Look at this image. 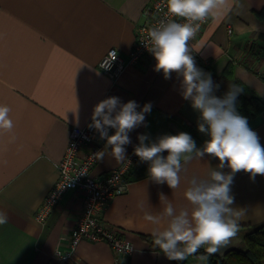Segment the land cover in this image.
<instances>
[{
    "label": "crops",
    "instance_id": "1",
    "mask_svg": "<svg viewBox=\"0 0 264 264\" xmlns=\"http://www.w3.org/2000/svg\"><path fill=\"white\" fill-rule=\"evenodd\" d=\"M149 1L0 0V104L11 108L14 122L11 133L0 132V210L7 214V222L0 224V264H115L111 248L102 241L82 240L68 257L57 254L70 250L67 237L82 209V190H67L45 221L35 218L56 180V164L70 128L86 124L100 100L117 96L122 103L134 100L140 107L151 103V111L145 113L146 126L129 133L132 143L125 146L126 155L134 152L138 134H147L154 141L184 131L197 147L209 138L198 128L190 130L185 125L197 124L199 113L181 94L183 78L172 73L165 79L162 71L154 70L156 60L151 53L139 64L126 66L114 79L98 66L110 48L128 59L135 29L144 22L142 11ZM228 2L230 10L223 8L210 16L190 42L191 55L216 85L232 62L233 76L246 86V93L264 102L260 76L264 74V21L257 16L264 0ZM214 94L218 96L216 89ZM248 123L264 145V109ZM104 146L105 142L102 149ZM218 163V158L207 154L193 159L184 165L180 187L174 191L166 183L156 184L148 178L147 162L130 172L126 190L104 210L105 220L134 246L119 264H176L144 238L152 236L155 227L145 220V213H162L166 201L177 211L190 208L184 197L188 180L193 175L206 176ZM120 164L106 154L97 160L91 175L102 176ZM230 188L233 207L242 213L239 225L264 222V176L253 180L239 171ZM189 261L194 264L197 257Z\"/></svg>",
    "mask_w": 264,
    "mask_h": 264
},
{
    "label": "clouds",
    "instance_id": "2",
    "mask_svg": "<svg viewBox=\"0 0 264 264\" xmlns=\"http://www.w3.org/2000/svg\"><path fill=\"white\" fill-rule=\"evenodd\" d=\"M165 7L171 17L185 22L165 17L149 29L148 40L143 43L156 60L155 71H162L165 79H170L172 73L183 78L181 94L199 113L198 131L209 138L197 147L193 137L184 131L164 134L154 141L147 134H138L139 143L133 151L140 162L148 163V178L156 184L166 183L173 191L180 187L184 165L206 154L218 158L219 163L206 176L193 175L188 180L184 197L190 208L177 211L166 201L162 213L144 216L155 226L151 232L154 245L168 260L184 261L201 248L207 255L199 258L206 260L237 236L242 213L233 207L230 185L239 171L247 172L253 180L257 175L264 176V145L247 118L237 111V96L242 88L229 84L222 97L216 96L214 90L219 86L209 73L196 66L191 55L190 41L199 32L200 24L220 9L230 10L228 0H165ZM150 111V102L140 107L134 100L122 103L117 96L96 103L88 127L99 133L105 146L94 154L95 158L103 160L107 154L117 163L128 159L125 146L132 143L129 133L142 124L146 126L145 113ZM10 113L7 104H0V132H12L14 122ZM109 129L114 132L109 134ZM225 167L230 171H222ZM6 222L7 214L0 210V224ZM125 249L131 250L130 243Z\"/></svg>",
    "mask_w": 264,
    "mask_h": 264
},
{
    "label": "built area",
    "instance_id": "3",
    "mask_svg": "<svg viewBox=\"0 0 264 264\" xmlns=\"http://www.w3.org/2000/svg\"><path fill=\"white\" fill-rule=\"evenodd\" d=\"M142 17L144 22L135 29V39L128 59L124 60L116 48H110L99 61L100 70L108 77L113 79L118 77L126 66L139 64L150 53L143 42L148 40L149 29L157 26L161 19L167 17L181 23L185 22L182 18L171 17L167 13L165 0H150L142 11ZM208 20L209 18L200 24L199 32L193 40L199 36ZM228 32H231L230 28ZM90 123L91 118L84 125L70 128L66 148L56 164V180L37 208L35 218L40 222L45 221L67 190H82L84 193L82 209L77 223L67 237L70 250L65 254L58 251L57 254L62 258L68 257L82 240L102 241L111 248L115 264H119L122 257L133 251L134 246L117 227L105 220L104 210L112 198L126 190L130 172L141 162L134 152H130L127 155L128 159L118 167L102 176L91 175V170L97 162L94 154L102 150L105 141L100 139L94 128L88 127ZM112 130L109 129V134ZM129 243L130 251L125 249Z\"/></svg>",
    "mask_w": 264,
    "mask_h": 264
},
{
    "label": "trees",
    "instance_id": "4",
    "mask_svg": "<svg viewBox=\"0 0 264 264\" xmlns=\"http://www.w3.org/2000/svg\"><path fill=\"white\" fill-rule=\"evenodd\" d=\"M257 16L264 21V6L257 12ZM264 51V49H263ZM252 54V53H251ZM250 54V55H251ZM259 60L258 53L255 52V61ZM249 67V64H246ZM256 73H259L255 69ZM261 78L264 80V74L260 73ZM223 80L218 85L216 93L222 97L225 92L228 91L229 84H236L242 88V91L237 96L236 107L237 111L248 119L258 115L264 109V102L257 95L246 93V86L237 78L233 76V63L229 62L225 67L223 74ZM184 122V121H183ZM185 123V122H184ZM190 129L197 128V124H186ZM237 236L242 238V246L237 250L230 251L226 255L221 257L207 256L206 260H203V264H264V222L257 225H239ZM144 238L153 246L154 249L159 250L154 245L153 237L145 235ZM207 255L203 248L198 253L192 256ZM186 260L177 262L176 264H191L189 258Z\"/></svg>",
    "mask_w": 264,
    "mask_h": 264
},
{
    "label": "water",
    "instance_id": "5",
    "mask_svg": "<svg viewBox=\"0 0 264 264\" xmlns=\"http://www.w3.org/2000/svg\"><path fill=\"white\" fill-rule=\"evenodd\" d=\"M241 241H242V238L239 236H236L229 246L221 248V250L219 252H217L211 256L221 257V256L226 255L230 251L237 250L238 248H240L242 246Z\"/></svg>",
    "mask_w": 264,
    "mask_h": 264
},
{
    "label": "rangeland",
    "instance_id": "6",
    "mask_svg": "<svg viewBox=\"0 0 264 264\" xmlns=\"http://www.w3.org/2000/svg\"><path fill=\"white\" fill-rule=\"evenodd\" d=\"M194 257H197V261H195V263L194 264H203L204 263V261L203 260H201L200 258H199V256L197 255V256H194ZM193 256H191L190 258H189V260L191 259H193L194 258ZM191 262V264H193V262L192 261H190Z\"/></svg>",
    "mask_w": 264,
    "mask_h": 264
}]
</instances>
